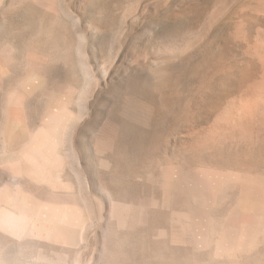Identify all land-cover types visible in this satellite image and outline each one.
I'll return each instance as SVG.
<instances>
[{
    "label": "rangeland",
    "instance_id": "374dc122",
    "mask_svg": "<svg viewBox=\"0 0 264 264\" xmlns=\"http://www.w3.org/2000/svg\"><path fill=\"white\" fill-rule=\"evenodd\" d=\"M26 194L76 221L0 229V264H259L264 226L222 231L264 219V0H0V207Z\"/></svg>",
    "mask_w": 264,
    "mask_h": 264
},
{
    "label": "bare ground",
    "instance_id": "6f19581e",
    "mask_svg": "<svg viewBox=\"0 0 264 264\" xmlns=\"http://www.w3.org/2000/svg\"><path fill=\"white\" fill-rule=\"evenodd\" d=\"M28 170L30 172L35 171V173L38 175H45V170L40 166H37L35 162L30 163ZM27 196L30 198V201L26 202L24 214H15L7 208L0 207V229L4 231L19 230L21 228H24L29 220H33V219L35 220L44 219L46 221H50L53 223L61 222V221H76V218L74 219L72 215L70 214L67 215L66 213H63V210L58 209L60 206L44 203L42 201H34L32 196L30 195ZM35 203H38V205ZM204 224L205 223H201L198 225L200 226ZM263 226H264V219L263 222H259V223L250 222L249 224H247L242 228L239 225L233 226L231 230L225 227L223 228L224 230L222 231V233L223 235L229 236L231 241L233 242L235 250L240 251L243 249H250L257 247L258 244L260 245L261 241L258 238V243H257L256 235L260 233V230ZM262 242H264V239ZM238 257L241 260V257L240 256ZM258 257L259 258H257L256 262L260 264L261 261L264 259V246H260L258 251ZM76 264H79V262H76Z\"/></svg>",
    "mask_w": 264,
    "mask_h": 264
}]
</instances>
